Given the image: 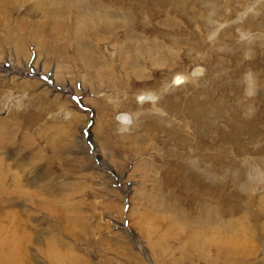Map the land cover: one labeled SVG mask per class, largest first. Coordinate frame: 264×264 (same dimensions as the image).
<instances>
[{"label":"rangeland","instance_id":"1","mask_svg":"<svg viewBox=\"0 0 264 264\" xmlns=\"http://www.w3.org/2000/svg\"><path fill=\"white\" fill-rule=\"evenodd\" d=\"M62 1L0 0V264H264V0Z\"/></svg>","mask_w":264,"mask_h":264},{"label":"bare ground","instance_id":"2","mask_svg":"<svg viewBox=\"0 0 264 264\" xmlns=\"http://www.w3.org/2000/svg\"><path fill=\"white\" fill-rule=\"evenodd\" d=\"M62 1V0H61ZM72 0H63L62 2L65 3L66 2V6L68 4H72L71 3ZM59 0H50V3H52L53 5H56L58 6V3ZM116 1L114 0H111L109 3L107 4H100L98 5L97 7L99 8V10H101L103 13L100 14L99 16L97 14H95V17L92 19V13L89 12V13H86L87 12V9H89L90 7H88L86 10H82V12H78L77 16L75 15V13L73 14V18L72 20H74L75 24L77 25V27L79 29H85L87 28V26H90L92 28H103V27H106L108 28L109 25H112V23H119V21H115V20H119V13L121 12L120 9H117V5H116ZM118 3V2H117ZM83 4V3H82ZM49 5V4H48ZM62 5V3H61ZM64 5H62L63 7ZM91 6V5H90ZM52 7V6H51ZM54 7V6H53ZM82 7V6H81ZM93 7V6H92ZM65 8V6H64ZM68 8V7H67ZM79 8V7H78ZM83 8V7H82ZM85 8V7H84ZM53 9V8H52ZM61 9L60 7H56V9L54 8V14L57 16H61V12L60 10ZM77 9V8H76ZM91 9V8H90ZM67 10V9H66ZM71 10V9H70ZM74 10V9H73ZM72 10V11H73ZM92 10V9H91ZM68 11V10H67ZM71 11V12H72ZM78 11V10H77ZM89 11V10H88ZM46 12V11H45ZM51 12V11H50ZM53 13V12H52ZM117 18V19H116ZM6 19V18H5ZM52 19V18H50ZM55 20V19H54ZM56 21V20H55ZM61 20L58 19L57 22H59ZM89 28V27H88ZM98 28V29H99ZM78 31V30H77ZM11 36V34H10ZM12 39V38H11ZM138 45H140L139 43H137ZM137 45V46H138ZM140 47V46H139ZM155 48H149L147 49L148 50V56L153 59L154 57V54H155V51H154ZM153 50V51H152ZM99 74V73H98ZM105 73H101L100 75L101 76H104ZM106 76V75H105ZM104 76V77H105ZM103 77V78H104ZM109 77V76H108ZM106 79V78H105ZM202 222V221H201ZM200 224V223H199ZM243 225V224H242ZM183 234V233H182ZM208 237V236H207ZM240 244V243H239ZM241 245V244H240ZM248 248V247H247ZM246 248V249H247ZM242 249V248H241ZM206 253V252H205ZM196 254V253H195ZM217 254V253H216ZM219 255V254H218ZM202 258V257H201Z\"/></svg>","mask_w":264,"mask_h":264}]
</instances>
